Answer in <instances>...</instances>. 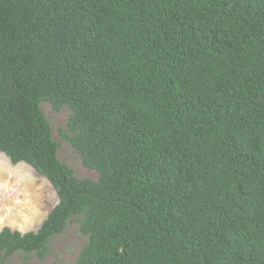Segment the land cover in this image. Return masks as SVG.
Segmentation results:
<instances>
[{
    "label": "trees",
    "instance_id": "trees-1",
    "mask_svg": "<svg viewBox=\"0 0 264 264\" xmlns=\"http://www.w3.org/2000/svg\"><path fill=\"white\" fill-rule=\"evenodd\" d=\"M0 153L58 196L0 264H264V0H0Z\"/></svg>",
    "mask_w": 264,
    "mask_h": 264
},
{
    "label": "rangeland",
    "instance_id": "rangeland-1",
    "mask_svg": "<svg viewBox=\"0 0 264 264\" xmlns=\"http://www.w3.org/2000/svg\"><path fill=\"white\" fill-rule=\"evenodd\" d=\"M47 113L56 132L62 126L61 117L49 109ZM60 159L75 170L78 178L96 180L97 175L82 166L68 143H63ZM57 204V193L44 177L27 164L13 165L0 153V232L6 227L23 234L37 232ZM85 242L77 226L71 225L52 241L45 259L34 256L24 261L15 256L7 264H75Z\"/></svg>",
    "mask_w": 264,
    "mask_h": 264
}]
</instances>
